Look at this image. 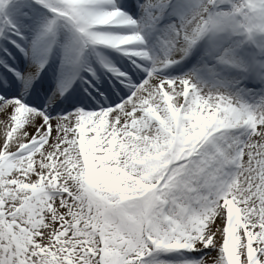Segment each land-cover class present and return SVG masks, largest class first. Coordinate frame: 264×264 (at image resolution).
Instances as JSON below:
<instances>
[{
  "label": "snow or ice",
  "instance_id": "snow-or-ice-1",
  "mask_svg": "<svg viewBox=\"0 0 264 264\" xmlns=\"http://www.w3.org/2000/svg\"><path fill=\"white\" fill-rule=\"evenodd\" d=\"M0 264H264V0H0Z\"/></svg>",
  "mask_w": 264,
  "mask_h": 264
}]
</instances>
